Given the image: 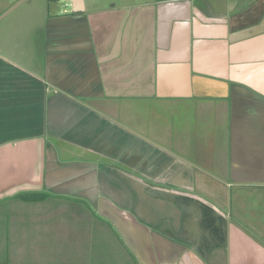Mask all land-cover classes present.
<instances>
[{"label":"crops","instance_id":"0c3cea01","mask_svg":"<svg viewBox=\"0 0 264 264\" xmlns=\"http://www.w3.org/2000/svg\"><path fill=\"white\" fill-rule=\"evenodd\" d=\"M5 17L0 264H264V0Z\"/></svg>","mask_w":264,"mask_h":264},{"label":"rangeland","instance_id":"374dc122","mask_svg":"<svg viewBox=\"0 0 264 264\" xmlns=\"http://www.w3.org/2000/svg\"><path fill=\"white\" fill-rule=\"evenodd\" d=\"M8 0H0V9H1V7H3L4 5H6L8 2H7ZM58 5H60V8H61V10H62V6H63V8H66L67 10L68 9H70L71 7H72V0H66V2L65 1H57L56 2ZM65 3H66V5H65ZM69 3H71V5H69ZM65 5V6H64ZM8 9V8H7ZM6 16V15H5ZM4 16V17H5ZM2 17L1 19H0V27H1V25L3 24V22L6 20V18L7 17Z\"/></svg>","mask_w":264,"mask_h":264},{"label":"water","instance_id":"95a60500","mask_svg":"<svg viewBox=\"0 0 264 264\" xmlns=\"http://www.w3.org/2000/svg\"><path fill=\"white\" fill-rule=\"evenodd\" d=\"M24 0H18L17 2H15L12 6H10L8 9H6L4 12H2L0 14V19L2 17H4L7 13H9L12 9H14L19 3L23 2ZM50 1H54V2H57L59 0H50Z\"/></svg>","mask_w":264,"mask_h":264},{"label":"built area","instance_id":"2783aa9c","mask_svg":"<svg viewBox=\"0 0 264 264\" xmlns=\"http://www.w3.org/2000/svg\"><path fill=\"white\" fill-rule=\"evenodd\" d=\"M60 1H65L66 2V0H60ZM66 4V3H65Z\"/></svg>","mask_w":264,"mask_h":264}]
</instances>
